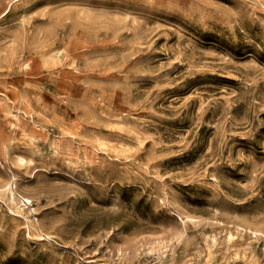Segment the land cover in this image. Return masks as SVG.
<instances>
[{
  "label": "rangeland",
  "instance_id": "374dc122",
  "mask_svg": "<svg viewBox=\"0 0 264 264\" xmlns=\"http://www.w3.org/2000/svg\"><path fill=\"white\" fill-rule=\"evenodd\" d=\"M0 264H264V0H0Z\"/></svg>",
  "mask_w": 264,
  "mask_h": 264
},
{
  "label": "bare ground",
  "instance_id": "6f19581e",
  "mask_svg": "<svg viewBox=\"0 0 264 264\" xmlns=\"http://www.w3.org/2000/svg\"><path fill=\"white\" fill-rule=\"evenodd\" d=\"M13 194V193H12ZM23 200V199H22ZM24 202H26V200L24 201ZM19 203V202H18Z\"/></svg>",
  "mask_w": 264,
  "mask_h": 264
}]
</instances>
